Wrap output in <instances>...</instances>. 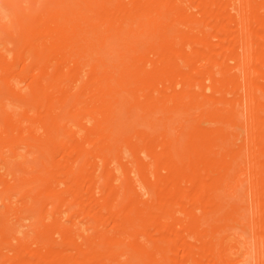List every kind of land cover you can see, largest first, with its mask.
I'll use <instances>...</instances> for the list:
<instances>
[{
    "label": "bare ground",
    "instance_id": "obj_1",
    "mask_svg": "<svg viewBox=\"0 0 264 264\" xmlns=\"http://www.w3.org/2000/svg\"><path fill=\"white\" fill-rule=\"evenodd\" d=\"M0 264H264V0H0Z\"/></svg>",
    "mask_w": 264,
    "mask_h": 264
}]
</instances>
